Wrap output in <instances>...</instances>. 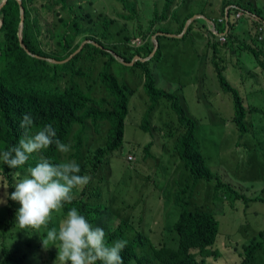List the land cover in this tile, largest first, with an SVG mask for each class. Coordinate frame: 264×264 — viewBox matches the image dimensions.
<instances>
[{
    "label": "trees",
    "instance_id": "trees-1",
    "mask_svg": "<svg viewBox=\"0 0 264 264\" xmlns=\"http://www.w3.org/2000/svg\"><path fill=\"white\" fill-rule=\"evenodd\" d=\"M22 1L25 9L24 44L32 54L45 59L28 55L21 47L20 5L17 0H7L0 11L3 21L0 29V152L16 145L17 136L23 132L20 122L26 113H30L34 120L32 132L51 124L57 138L63 143L71 144V151L62 154L52 145L43 150L40 156L34 153L24 166L17 169H10L0 161V168L9 173V191H15L14 187L21 176L25 177L27 169L35 166L41 156L59 163L61 156L68 155L69 159L80 165L83 174L89 166H98L99 160L111 161L112 155L119 149L107 146L102 141V133L106 129L112 140L124 136L126 120L130 117L129 101L136 92L135 88L123 84L114 74V64L132 69L144 68L143 87L149 100L146 115L151 117L161 101L169 103V108L176 117L173 122L176 124L170 126L172 140L174 139L175 151L184 171L189 175L190 189L196 195L194 202H187L183 206L170 202L167 206V196L156 187L150 191L146 213H140L134 218L127 212L129 207L121 208L118 204L116 194L121 185L110 180V169L105 180L90 181L87 188L84 186L73 190L71 203H66L62 209V219L75 207L90 224L105 230L109 245L118 240H127L128 243L121 252L123 264H264V230L256 232L247 244L240 245L220 233L214 213L196 206L200 191L208 189L209 184H212L216 192H222V199L226 203L233 198V189L231 185L224 184L220 176L212 174L200 152L197 138L199 123L188 113L185 98L157 89L155 74L147 70L160 61L162 41H180L177 37L167 35H175L172 33L175 28L171 25L178 23L177 34H181L186 22L194 16L186 10L185 1L178 5L176 0H166L164 10L153 5L147 14V31L142 21L145 10L140 7V0H116V11L113 9L110 12L106 9L100 12L92 2L77 5L73 3L76 0ZM232 1L234 0H226L225 6ZM145 2L143 0L142 4L146 8ZM247 2L248 0H236V8L228 12L229 18L239 10L244 12L247 26L243 31L246 39L234 32L237 23L228 22L229 29L226 33L225 7L224 10L222 8L218 15L221 20L215 22L216 32L226 33L227 40L221 41L217 35L208 32L207 46L212 55L205 60L206 69L213 66L212 72L220 89L231 95L234 110L241 118L247 117L255 109L244 106L240 89L228 78L240 75V70L245 73L249 70L242 69L243 57L238 54H252L257 69L264 75V36L263 40H259L257 31V27L264 26V17L252 1ZM135 12L136 18L138 13H142L136 19V25L127 24L131 14ZM201 12L204 13L203 10ZM117 16L124 24L115 26ZM198 25L196 20L192 22L181 41H185ZM153 36H157L159 48L151 60L145 63L137 61L133 66H127L116 59L114 54L127 63L137 55L149 57L155 49ZM85 41H93L99 46L88 42L65 63L57 64L46 60L66 61ZM241 42L244 46L239 44ZM247 78L249 77L241 78L242 87H250L245 83ZM258 79L259 76L252 77V80ZM198 90L202 92L201 87ZM102 91H105L104 95L101 94ZM147 127L149 123L144 129ZM235 128L243 134L250 130L245 124L236 125ZM150 148H145L147 152L142 162L145 171L148 160L153 161ZM167 177L168 181L172 180L170 174ZM2 184L0 182V198H3ZM181 185L176 186L177 191ZM177 191L172 193L174 197ZM259 201L264 204V201ZM152 203H155L154 206ZM18 204L8 199L7 208L13 212ZM174 210L179 215L178 221L168 224L153 242L146 230L147 227L149 230L152 228L149 221L153 214L157 217L164 213L167 215L166 219H169ZM112 216L118 223L110 231L108 222ZM30 246L41 254L37 241ZM4 256L2 264H25L27 261L26 255L18 256L7 250H4Z\"/></svg>",
    "mask_w": 264,
    "mask_h": 264
},
{
    "label": "rangeland",
    "instance_id": "rangeland-1",
    "mask_svg": "<svg viewBox=\"0 0 264 264\" xmlns=\"http://www.w3.org/2000/svg\"><path fill=\"white\" fill-rule=\"evenodd\" d=\"M142 1L140 0L139 5L143 11L145 10V13L137 12V18L139 19L142 14L143 25L147 31L146 26L149 19L147 14L153 5L164 10L166 0H146V8ZM89 2L95 4L96 9L100 12H104L103 9L109 12L113 9L116 11V0H76L73 3L78 5ZM176 3L182 5L183 0H176ZM129 9L132 10V7ZM131 15L127 24L136 25V12ZM116 19L115 26L124 24L118 16ZM244 22L245 20H240L239 24L242 26ZM171 27L174 28V24ZM174 32L172 31V33ZM239 44L244 46L243 42ZM184 45L186 44L174 40L162 41L160 61L149 66L147 70L155 74L157 89L176 94L183 92L182 94L186 97L185 107L188 113L199 123L197 138L200 152L212 174L220 176L222 182L231 185L233 189L234 196L226 203L222 199V192H216L212 184H209L207 193L201 194L196 201V206H202L206 211L216 215L222 235L225 234L240 245H244L253 238L256 232L264 230V204L259 201H264V87L257 83L261 80V76L258 81L252 80L250 77L245 79V83H252L250 87H242L243 81L240 75L228 76L230 82L240 89L245 107L255 109L248 117L241 118L234 110L231 95L220 89L212 67L198 70L190 61L185 60V52H179V49ZM238 55L243 57L242 68L244 70L253 69L255 60L252 54L244 52ZM234 62H236V58ZM114 65V74L118 79L123 84L135 88L136 92L129 101L131 113L129 120L128 118L126 120L123 146L111 158L110 180L115 184H120L123 188L128 185L127 191L124 193V200L128 205L133 203L137 205L135 211L128 210L135 218L140 213H146L150 191L156 187L163 190L167 196L169 200L167 206L170 205V202L174 204L175 197L172 193L177 191L176 186L182 184L186 174L178 175L177 172L181 167L170 166L174 157L175 142L174 139H167L166 136L170 135V126L176 124L173 123L176 121V117L170 110L169 103L161 101L159 108L151 117H148L146 112L149 100L143 87L146 69ZM196 81L202 92L195 89ZM101 94L104 95L105 91H102ZM147 123H149V127L144 129ZM151 123L158 127L161 133L153 130ZM235 124L238 126L248 125L250 130L243 134L237 131ZM104 131L106 133V129ZM145 147H152L150 153L153 159V161L148 160L146 171L142 164L145 157L143 148ZM129 155L135 158L132 165L127 163ZM168 174L172 177L171 181H168ZM148 177H152V179ZM23 178L24 176H21V180ZM155 178L158 180L157 184L153 183ZM0 182L3 183V198H0V202L6 201L0 203V223L5 224L11 221L14 225L10 224L11 227L8 231L0 233V260L4 257L3 250L11 251L19 247L18 254L27 256V264H54L58 255L55 246L50 245L47 250L43 248L42 253L38 254L30 244L38 241L39 246L42 244L41 238L46 237L49 229H58L59 222L62 220V209L53 212L47 227H42L39 231L32 229L23 231L16 228V213L21 205L18 204L13 212L7 208L6 194H11L9 191L11 186L9 173H5L2 168H0ZM116 195H118V191ZM154 204L152 203L153 206ZM166 218L167 215L164 213L157 217L153 214L149 221L152 228L151 230L146 228L152 241L159 238L160 232L168 224L177 220L176 210L171 215V219ZM117 223L116 218L112 216L108 222L110 231L116 227ZM40 248L39 246V250H41Z\"/></svg>",
    "mask_w": 264,
    "mask_h": 264
},
{
    "label": "clouds",
    "instance_id": "clouds-1",
    "mask_svg": "<svg viewBox=\"0 0 264 264\" xmlns=\"http://www.w3.org/2000/svg\"><path fill=\"white\" fill-rule=\"evenodd\" d=\"M235 8L236 6L233 9ZM239 14L240 17H237ZM195 17L196 16H193L189 20ZM235 18L236 20L245 18L244 12L239 10L235 14ZM260 27H257V31ZM186 33L184 35H186ZM181 34H177V36H180ZM223 34L226 35V33ZM221 35L222 34H217V37L219 38ZM177 95H181L185 98L182 92ZM33 124L34 120L31 114H24L20 122V127L23 132L17 136L16 145L0 152V161L6 164L10 169H17L24 166L34 153H37L36 155L40 156L43 150L51 148L52 145H55L57 151L62 154H67L71 151V144L61 142L60 139L57 138L56 132L51 124L45 125L39 130L32 132ZM152 128L161 133V130L158 127L152 125ZM171 135L172 131H170L169 136H166L167 139H171ZM124 138L125 134L122 137H117L115 140H112L109 138L107 130L106 133H102V141L107 146L117 147L119 150L123 146ZM145 148H143V150L146 155L147 151ZM151 150L152 147L150 148V151ZM61 157V162L53 163L48 158L41 156L35 166L27 169V175L16 183L14 187L15 191L10 195L6 194L7 199L18 202L21 205L16 213V228L23 231L28 229L39 231L42 227H47L53 212L63 209L66 203H71L74 189L82 188L84 186L87 188L90 181L101 182L105 180L109 174V170L112 169L111 161L107 159L99 160L98 166H89L84 170L85 174H83L80 165L76 163L75 160L69 159L68 155ZM172 160V165H175L176 168L181 167L178 172L181 175L183 173L186 174L181 188L175 195V202L179 206H183L187 202H194L196 195H194L190 189L189 175L184 171V166L176 154L175 147ZM133 162H135L134 156L129 155L127 163L129 164ZM148 178L152 179V177ZM155 180L157 179L155 178L153 183L157 184L158 180ZM127 187L128 185L124 188L121 186L118 189V195H116L119 200L118 204L121 208L129 207L127 212L129 209L135 211L137 205L135 203L128 205L124 200V193L127 191ZM207 190L208 189L201 190L200 196L201 194L207 193ZM121 201H124V204H121ZM5 202L6 201L3 200V202L0 203ZM128 213L131 215L130 212ZM169 219H171V217H169ZM178 219L179 215L176 222ZM10 224L14 226L11 221L5 224L0 223V233L8 231L11 227ZM41 240L42 244H39L41 247V250H39L40 253H42L43 248L45 250L50 248V245L57 248L58 255L54 264H98V262L99 264H123L121 252L128 243L127 240H118L109 245L106 240L105 230L102 227H94L90 224L85 216L80 214L75 207L71 208L67 212L66 217L59 222L58 229H49L46 237L41 238ZM18 249L19 247L11 250V252H14L15 255L19 256ZM4 257L0 260V264H2ZM27 263L28 262L26 261L25 264Z\"/></svg>",
    "mask_w": 264,
    "mask_h": 264
},
{
    "label": "crops",
    "instance_id": "crops-1",
    "mask_svg": "<svg viewBox=\"0 0 264 264\" xmlns=\"http://www.w3.org/2000/svg\"><path fill=\"white\" fill-rule=\"evenodd\" d=\"M184 1L186 5L185 6L186 10H188V12L193 13L194 16L197 17L195 20L199 25L195 27L193 31H191L190 35L187 37L185 41H181V39H179L180 41L178 42H180L181 44H186L184 45V47L179 49V52H185L186 54L185 60L190 61L193 64V66H196L198 70H201V68L206 69L205 60L207 56L212 55V52H210V48L207 46L209 41L208 32L217 35V32L215 31L216 30L215 22H220L221 18L219 17L218 19V15L222 8L224 10L225 7L224 15H226V23H227L226 33H228V29H229L228 22L233 24L237 23L234 32L236 34H240L241 38L246 39L247 36L243 31V29L247 26L246 19L245 18L240 19V20H245L244 24L241 26L239 24L240 20L239 21L236 20L235 14H232L230 18L228 15V12L234 10L233 8L236 6L235 5L236 0L232 1L229 5L226 6H225L226 0H183V2ZM251 1L255 5V7L262 13L264 17V0H248L247 3ZM202 10L204 11V13L201 12ZM198 16L203 18H199ZM203 21H205V23ZM174 28H175L174 34L177 35L176 33L178 31L179 24L174 23ZM210 67H212V70L214 69L213 66H209L208 69ZM244 76L250 78L261 76V80L258 81L257 83H259L260 86L264 87V75L261 71H259V69H257L256 63L253 69L248 70L247 73L240 70V77L243 78ZM195 83H196L195 89L197 90L199 83L197 81ZM248 85L252 86V83L249 82Z\"/></svg>",
    "mask_w": 264,
    "mask_h": 264
},
{
    "label": "water",
    "instance_id": "water-1",
    "mask_svg": "<svg viewBox=\"0 0 264 264\" xmlns=\"http://www.w3.org/2000/svg\"><path fill=\"white\" fill-rule=\"evenodd\" d=\"M17 1H18L19 5H20V19H21V20H20V25H19V41H20V45H21V47L24 49V51H25L28 55H30V56H32V57H35V58H36V57H37V58H41V57H39V56H36V55L32 54V53L29 51V49L26 47V45L24 44V41H23V28H24V23H25V9H24V7H23V1H22V0H17ZM6 2H7V0H2V2L0 3V11H1L2 8L6 5ZM196 18H197V17H195V18L189 20V21L186 23L185 29L183 30V33H182L180 36H177V35H170V34H167V35H168L169 37L182 38L183 35L186 33V30H187L189 24H190L191 22H193ZM199 18H203V17H199ZM205 19H206V18H205ZM2 26H3V21H2V19H1V17H0V29L2 28ZM152 40H153V42H154L155 49H154V51L151 53V55H150L149 57H147V58H142L141 56L137 55V56H135V57L133 58V60H132L130 63H127V62H125L123 59H121L120 57H118V55H116V54H114V55H115L116 59H118L123 65L133 66V65L135 64V62H137V61H140V62L145 63V62L151 60V59L154 57V55L156 54V52H157V50H158V48H159V41L157 40V36H153ZM88 42H91V43H93L94 45L99 46L97 43H95V42H93V41H85V42H83V43L81 44V46L79 47V49H78L77 51H75V52H74V53H73V54H72V55H71L66 61L58 62V61L53 60V59H46V60H48V61H50V62H52V63H57V64L65 63V62L71 60V59H72L77 53H79V52L83 49L84 45H85L86 43H88ZM41 59H45V58H41Z\"/></svg>",
    "mask_w": 264,
    "mask_h": 264
},
{
    "label": "built area",
    "instance_id": "built-area-1",
    "mask_svg": "<svg viewBox=\"0 0 264 264\" xmlns=\"http://www.w3.org/2000/svg\"><path fill=\"white\" fill-rule=\"evenodd\" d=\"M237 17H240V14H239ZM258 31H259V34H260L259 40H263L264 26L260 27V28L258 29ZM225 36H226V35H224V34H222L221 36H219L220 40H221V41H226L227 39H226Z\"/></svg>",
    "mask_w": 264,
    "mask_h": 264
}]
</instances>
